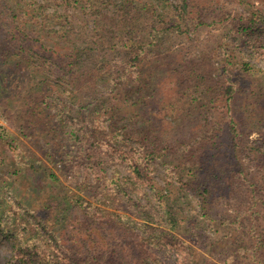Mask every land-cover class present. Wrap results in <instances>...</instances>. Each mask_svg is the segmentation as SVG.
<instances>
[{
	"label": "rangeland",
	"instance_id": "rangeland-1",
	"mask_svg": "<svg viewBox=\"0 0 264 264\" xmlns=\"http://www.w3.org/2000/svg\"><path fill=\"white\" fill-rule=\"evenodd\" d=\"M199 1L203 5L202 8L191 13H188L187 8L183 9L186 17L183 19V27L179 30L168 29L158 41V48L150 51L149 56H155L164 68L169 61L168 54L179 58H194L205 63L213 85L211 91L204 94L195 93L199 101L191 105V109H187V103L181 102L176 107L171 106L170 112L163 103V100L170 98L166 91L159 93L152 105L133 109L137 105L133 104V98L144 93L130 89L124 103L126 113L121 111L117 115L119 124L126 123L130 131L137 133L146 132L148 129V134L159 139L164 147L163 155L154 162L155 167L149 182L137 181L131 168L125 162L118 161L117 152L110 155L108 144L101 139L105 138L104 135L97 133L108 130L107 121L103 118L105 114L102 115L99 108L101 105H90L86 109L78 106L86 100H91L93 96H98L96 104L113 100L115 92L109 94L95 85L93 93L89 94L83 87H77L80 81L69 83L66 79L67 73L62 70L50 74L46 71L30 74V68H17L5 79V68L0 64V124L6 130L4 136L0 137V264L14 260V246L9 235L13 234L22 248L43 241V246L52 252L49 237L46 236L43 226L50 232L54 229L63 235L59 242L62 246L74 247L71 244L75 240L80 245L84 238L93 239L89 229H79L84 221L95 222L91 228L98 239L105 235L110 236L111 232L104 230L115 227L119 232L120 227L125 228L128 225L146 236H154L157 233L155 228L162 227L170 230L185 244H192L196 230L203 228L209 237L207 244H210L200 253H209L212 242L218 239L223 226L220 227L217 220L206 221L201 217L198 198L181 184L179 175H172L170 170L179 166L188 150L200 141L218 137L221 128L225 129L229 117H232L236 126L243 132L237 139L240 146L237 150L246 168H251V181L261 175L264 167L256 147L264 146V138L256 124V115L262 116L260 113L264 112V108L255 111L253 105H246L249 99L242 91L245 87L254 91L264 87V27L250 36H240L232 26V19L239 15L246 17L255 6L264 10V0ZM170 2L179 3L178 0H168V3ZM113 3L112 1L108 5L107 10H110L109 13L117 20L119 13ZM67 14L75 37H81L90 30L92 16L80 17V13L73 10ZM199 21L204 22L198 24ZM137 24V28L148 30L152 21L141 19ZM105 39H110L114 44L119 42L121 34L111 32ZM14 47H17L15 41L1 37L0 61L20 62V66L24 67L21 60L23 54L13 53ZM119 48L120 50L112 52L107 48L101 53L94 52L93 56L99 64L104 61L112 66L109 69L104 67V72L118 86L116 93L131 85L119 77L117 72L120 70L117 68L123 65L122 55L125 53L120 46ZM225 78L237 85L238 90L242 87L231 108L226 106L225 96L215 87L223 86ZM108 83L112 84V81L108 80ZM166 86L165 90H169V86ZM67 89L72 92L66 91ZM173 89L178 95L176 88ZM170 102L172 101L169 100L168 105ZM36 105L45 107V111L41 112L43 118L38 117L39 115L31 117L28 114L30 111L26 112L28 107L40 108ZM184 106L188 114L184 113ZM154 108L156 109L153 110ZM128 110L134 113L130 123L127 122ZM146 114H151L150 118H154V126H150ZM27 117L35 119L37 125L27 123ZM92 119L96 121L93 122ZM69 129L78 134L86 130L88 135L95 138L94 142L87 145L81 141V137L78 140L72 136L68 137L66 131ZM131 144L129 139L125 142L119 141L121 149H126ZM151 144L150 142L149 145ZM93 149L104 163L107 176L99 186L95 182V175L90 171L91 167L81 163L88 151ZM117 183L127 186L129 195L145 207L148 217L129 205L123 194L111 189ZM173 185L176 186L175 195L169 192ZM65 188L71 191L73 199L78 197L79 200H73L69 205L63 204L64 198H61V194ZM163 194L175 196L173 210L181 221L172 228L170 223H165L166 218L158 205ZM246 200V196L238 194L230 201L219 198L215 202L214 214L219 218L224 217L233 211L235 206L243 208ZM46 204L53 207L50 209L51 212L54 210L51 213L52 220L47 217L46 209H43ZM147 223L152 225L153 229L147 227ZM255 224L256 228L264 232V215H261ZM172 250L179 256L173 255V260L171 256V264L188 263L187 254L180 247ZM257 259V264H264L263 253H258ZM230 264H253V261L242 256L236 257Z\"/></svg>",
	"mask_w": 264,
	"mask_h": 264
},
{
	"label": "trees",
	"instance_id": "trees-1",
	"mask_svg": "<svg viewBox=\"0 0 264 264\" xmlns=\"http://www.w3.org/2000/svg\"><path fill=\"white\" fill-rule=\"evenodd\" d=\"M38 1L0 0V38L4 37L15 41L17 47H14L13 53H22L21 60L24 62L23 67L20 66V62L4 63L0 61L2 67L5 68V79L12 75L17 68H30V74L42 71L50 74L62 70L67 73L66 79L69 83L80 81L77 87H83V90L89 94L93 93L95 85L100 86L109 94L115 92L113 100L101 101L96 104L95 100L98 99V96H93L91 100H86L78 106L86 109L90 105L94 107L101 105L99 108L102 115L105 114L103 118L107 121L108 130L106 132L97 131V133L104 135L105 138L101 139L108 144L109 150L114 151L113 153L110 151V155L117 152L118 161L125 162L131 168L137 181L149 182L150 174L155 167L154 162L161 158L164 147L159 139L148 134L150 133L148 129L146 132L137 133L130 131L126 123L119 124L117 115L121 111L126 113L124 108L126 104L124 103H126L130 89L140 90L144 93L133 98V104L137 103L133 109L152 105L157 95L166 91L170 94V98L163 100V103L170 112L172 111L171 106L176 107L181 102L187 103V109H191V105H195L199 101L194 95L195 93L204 94L211 91L213 85L205 63L194 58H179L168 54L169 61L164 68L155 56L153 58L149 56L150 51H155L158 48V41L167 33L168 29L179 30L183 27L185 22L183 19H186L182 12L183 9L187 8L188 13L197 12L203 5L199 0H178L177 4L168 3V0ZM112 1L119 13L117 20L109 13L110 10H107ZM71 10L79 12L80 17L92 16L90 30L81 37L73 35V26L67 14ZM141 19L152 21L150 29L137 28V26L139 27L138 20ZM232 20V26L237 34L250 36L264 27V10L255 6L246 17L239 15ZM203 22L199 21L198 24ZM79 28L83 29L82 26ZM142 30L144 31L142 32ZM111 32L121 34L119 42L113 44L110 39H105L106 35ZM119 46L125 52L124 56L122 55L124 62L122 67L117 68L120 70L116 71L119 73V77L131 85L128 87L129 89L122 91L120 88L121 91L116 93L118 86L104 72V67L109 69L112 66L107 65V62L104 61L99 64V61H95L93 56L94 52L101 53L107 48L109 52L120 50ZM6 64H8L7 67ZM108 80L112 81V84H109ZM165 86L169 90H165ZM236 86L229 81V78L223 80V86H215L225 96L224 101L228 108H231L237 93L242 90V87H239V91ZM173 88H176L178 95L175 94ZM66 91L72 92L71 89ZM242 92L249 99L246 105H253L255 111L264 108V104H262L264 87H259L256 91L245 87ZM169 100L172 102L168 105ZM36 107L40 106L36 105ZM44 108L28 107L26 112L30 111L28 114L31 117L39 115L38 117L43 118L41 112L45 111ZM183 110L185 114H188L186 106ZM128 113L127 122L130 123L134 118V113L131 110H128ZM260 114L262 116L256 115V124L264 138V112ZM150 117L151 114H146V120L150 126H154V118ZM95 121L96 119L93 120V122ZM26 122L37 125L33 118L28 119L27 117ZM66 132L68 137L72 136L73 139L78 140L81 137V141L87 145L94 142L95 139L88 135L86 130L81 132L82 135L73 129ZM5 133V128L0 124V137ZM242 133L241 129L236 126L235 120L229 117L227 127L221 128L218 137L200 141L194 148L188 150L179 166L170 170L172 175L178 174V179L182 181L181 184H184L198 198L201 217L206 221L217 220L220 227L223 226L218 239L212 242L213 246L208 254L200 253L210 244H207L209 237L203 228L196 230L192 237V244H185L170 230L162 227L155 228L157 233L154 236L151 234L146 236L128 225L125 228L120 227L119 232L115 227L104 230L111 232L110 236L105 235L98 239L92 232L94 229L91 228L95 222L84 221L79 229H89L93 239L84 238L80 245L75 240L71 244L74 247L62 246L59 242L63 235L54 229L53 232H50L43 226L46 236L49 237L48 242L52 252L43 246V241L22 248L13 234L9 235L15 253L14 260L6 264H171V256L173 260V255H175L172 248L177 246L187 254V264H230L236 257L241 258L242 256L253 261V264L259 263L258 253L264 254V232L256 228L255 223L261 215H264V168L259 178L251 181V168H246L237 150L240 147L237 139ZM150 136L153 140L150 139ZM226 138L227 140H225ZM126 139H129L132 144L126 149H121L119 141L125 142ZM150 142L151 145H149ZM256 150L264 167V146H257ZM95 153L94 149L88 151L81 163L91 167L90 171L95 175V182L99 186L107 176H105L104 163L100 161L98 153ZM111 189L123 194L129 205L137 211L149 216L145 207L141 203L135 202L129 195L127 186L117 183ZM175 191L176 186H171L169 192L175 195ZM237 194L247 198L243 208L235 206L233 211L221 218L214 214L217 199L222 198L230 201ZM173 195L163 194L158 202L162 215L167 220L165 223H170L171 228L181 221L173 210L175 205V196ZM61 198H64L63 204L66 205H69L73 200H79L78 197L73 199L71 191L67 188L64 189ZM52 199L54 200L55 197L53 196ZM52 208L49 204L43 207L46 209L47 217L51 220V213L54 211H50ZM146 220L148 219L146 218ZM146 225L152 228V225L148 223ZM176 255L179 256L178 253Z\"/></svg>",
	"mask_w": 264,
	"mask_h": 264
}]
</instances>
